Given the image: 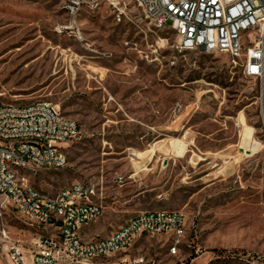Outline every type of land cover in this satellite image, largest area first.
<instances>
[{
  "label": "rangeland",
  "instance_id": "obj_1",
  "mask_svg": "<svg viewBox=\"0 0 264 264\" xmlns=\"http://www.w3.org/2000/svg\"><path fill=\"white\" fill-rule=\"evenodd\" d=\"M177 40L132 0L74 15L63 0H0V100H46L80 130L64 145V167L18 172L50 194L95 183L103 214L82 228L86 239L137 212H184L176 253L161 233L140 237L126 250L131 258L264 264V92L228 56L180 50ZM241 123L259 144L253 153L240 149ZM173 139L186 141L181 156L169 153ZM40 233L3 205L0 264H12L11 244L28 254Z\"/></svg>",
  "mask_w": 264,
  "mask_h": 264
},
{
  "label": "built area",
  "instance_id": "obj_2",
  "mask_svg": "<svg viewBox=\"0 0 264 264\" xmlns=\"http://www.w3.org/2000/svg\"><path fill=\"white\" fill-rule=\"evenodd\" d=\"M74 15L93 1L63 0ZM134 5L144 19H154L162 28L176 26L180 50H213L238 64L243 76L253 79L264 92V0H150ZM80 134L76 122L58 115V108L46 100L24 104L0 100V209L6 203L36 225L40 233L28 254L11 244L12 264H155L145 256L129 257L126 250L140 237L156 235V227L175 228L173 249L185 236L179 235L181 210L137 212L129 225H119L96 245H86L81 229L103 214L97 185H68L56 194L36 188L29 177L18 176V165L31 170L64 167V145ZM23 178V188H16ZM173 254V250L170 251Z\"/></svg>",
  "mask_w": 264,
  "mask_h": 264
},
{
  "label": "bare ground",
  "instance_id": "obj_3",
  "mask_svg": "<svg viewBox=\"0 0 264 264\" xmlns=\"http://www.w3.org/2000/svg\"><path fill=\"white\" fill-rule=\"evenodd\" d=\"M134 2V0H132ZM139 2L142 3H149L150 0H139ZM101 1H93L91 2V6L93 5H98L101 4ZM149 23L157 28V29H171L176 33V26L175 25H167L164 26V28L161 27V25H156L154 19H147ZM205 53H210L213 52V50H201ZM58 115H62L58 109ZM241 134H242V140L240 141V149L242 150L243 154L247 153H253L256 151V149L259 147V144L251 139V129L244 125V123H241ZM172 139V138H171ZM164 147V146H162ZM186 148V141H180V140H169V153L177 156H181V154L184 153ZM163 151V150H162ZM148 152V151H146ZM132 157L135 155L136 157H139L141 154L138 152H134L131 154ZM21 168H30L29 165H18V170ZM61 167H50L48 169H60ZM145 169H143L144 171ZM141 171V170H140ZM18 176L20 177H26L24 174H20L18 172ZM73 185H78V186H86V182H76L73 183ZM16 188H23V178H16ZM157 211H148V212H142V214H155ZM97 217H93V220H95ZM185 222V216L182 213V217L178 219V232L179 235L183 234V226ZM121 225H129V218H127ZM161 233H170L172 236H175V228H167V227H156V234H161ZM86 245H96V238L92 239H86ZM173 250V254L176 253L177 249H173V245L170 248V251Z\"/></svg>",
  "mask_w": 264,
  "mask_h": 264
},
{
  "label": "crops",
  "instance_id": "obj_4",
  "mask_svg": "<svg viewBox=\"0 0 264 264\" xmlns=\"http://www.w3.org/2000/svg\"><path fill=\"white\" fill-rule=\"evenodd\" d=\"M157 158V153H154L153 155H150L149 153L143 154L142 157L136 158V159H155ZM82 230V229H81Z\"/></svg>",
  "mask_w": 264,
  "mask_h": 264
}]
</instances>
